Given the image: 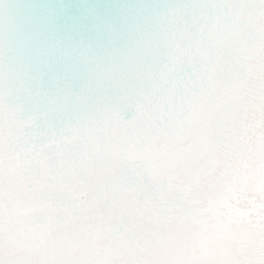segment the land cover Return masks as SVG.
Masks as SVG:
<instances>
[{"label":"bare ground","instance_id":"6f19581e","mask_svg":"<svg viewBox=\"0 0 264 264\" xmlns=\"http://www.w3.org/2000/svg\"><path fill=\"white\" fill-rule=\"evenodd\" d=\"M189 2L0 0V93L56 129L118 102L126 82L117 70L151 61L161 21ZM251 2L227 0L190 123L151 153L152 180L198 217L154 215L139 189L109 185L114 165L60 174L47 161L19 166L5 156L0 264H255L264 255V46L246 39ZM193 234L208 242L197 247Z\"/></svg>","mask_w":264,"mask_h":264},{"label":"snow or ice","instance_id":"6c2138e0","mask_svg":"<svg viewBox=\"0 0 264 264\" xmlns=\"http://www.w3.org/2000/svg\"><path fill=\"white\" fill-rule=\"evenodd\" d=\"M227 9V0H190L173 8L160 23L152 60L117 70L126 82L119 101L101 103L59 129L38 127L8 103L9 93H0V159L7 156L19 166L47 161L60 174L89 162L114 165L109 185L139 189L154 215L163 219L175 210L196 219L197 210L180 200L171 203L167 185L152 180L158 161L151 153L159 137L189 125L194 98L211 71L209 37ZM113 142L115 153L103 147Z\"/></svg>","mask_w":264,"mask_h":264},{"label":"water","instance_id":"95a60500","mask_svg":"<svg viewBox=\"0 0 264 264\" xmlns=\"http://www.w3.org/2000/svg\"><path fill=\"white\" fill-rule=\"evenodd\" d=\"M252 12L246 23V39L256 47L264 46V6L261 0H252Z\"/></svg>","mask_w":264,"mask_h":264},{"label":"clouds","instance_id":"9594fccd","mask_svg":"<svg viewBox=\"0 0 264 264\" xmlns=\"http://www.w3.org/2000/svg\"><path fill=\"white\" fill-rule=\"evenodd\" d=\"M193 243L197 245V247H200L204 244H206L207 238H201L199 236H196L195 234H193ZM255 264H264V255H262L256 262Z\"/></svg>","mask_w":264,"mask_h":264}]
</instances>
